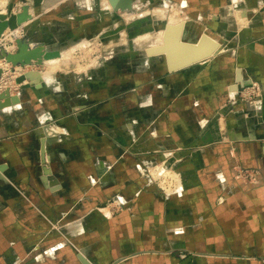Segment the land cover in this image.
Returning a JSON list of instances; mask_svg holds the SVG:
<instances>
[{
	"label": "crops",
	"instance_id": "0c3cea01",
	"mask_svg": "<svg viewBox=\"0 0 264 264\" xmlns=\"http://www.w3.org/2000/svg\"><path fill=\"white\" fill-rule=\"evenodd\" d=\"M173 1L167 24L182 26L162 53L148 49L164 45V29L153 40L137 32L119 64L54 83L41 70L40 87L27 80L0 110V264H264V0ZM102 7L112 10L108 0H30L39 34L28 46L51 45L41 36L66 25L69 44L78 26L105 30ZM139 41L149 42L142 53ZM251 82L260 106L243 116L237 94ZM158 167L174 168L182 191L154 187L145 173ZM108 199L123 209L105 216Z\"/></svg>",
	"mask_w": 264,
	"mask_h": 264
},
{
	"label": "rangeland",
	"instance_id": "374dc122",
	"mask_svg": "<svg viewBox=\"0 0 264 264\" xmlns=\"http://www.w3.org/2000/svg\"><path fill=\"white\" fill-rule=\"evenodd\" d=\"M142 1H144L143 5L139 6V8L136 7L129 13L133 17V19L132 17L130 19L120 17L121 13L123 12H113V10H110V9L106 10V7L100 8L105 11L108 17L106 20V23L108 24L106 25L105 30L104 28H102L103 30H101L100 32L95 31L94 29L95 26L90 24L88 30H85L83 32L78 26L76 30H78L79 35L75 40L72 41L71 44H69L68 42H64L65 40H62L65 34L68 33V31H70V28H72V26L70 25H66L67 28H65V30H62L63 34L61 35L62 32H60L58 37L57 36L55 37L54 34L57 32L52 29L48 30L47 37L41 36V38L42 37L44 38L43 40H46L48 43H51V45L49 44L45 45L44 42H39L40 37H37L36 40L38 42L36 43H38V45L41 43L39 46H41V50L44 53L42 59L44 58L46 54H49L53 51L59 52V54L57 55L53 54L54 57H57L58 62H57V65H54L55 67L53 66V68L50 69V70H53L52 72L55 71V73L53 74L52 83H54V81L56 80L55 75L56 76L74 75L75 78L81 80L83 75H86L88 71L90 72L93 69L98 68L99 66L101 67V65L105 63L115 62L119 64L118 63L119 58L115 56L116 53L117 52L119 53L120 51L125 52L126 50L131 49V47L133 46L132 41L134 40L133 36L137 34V32H140V34H145L146 32H150L149 34L147 33L146 34L150 35L151 37L150 39L153 40V38H155L158 32H160L162 29L165 30L168 18L169 17L172 18V15L175 13L176 9L172 10V9H168V7H164L163 3L166 2V0L164 1L163 0H142ZM21 2L22 3L25 2L28 4L29 7L28 6L27 7L29 11L30 0H8L6 5L2 9H0V11L2 12V14L6 15L7 18H9L11 15H17L21 13L22 11L21 5L24 6L23 4H21ZM100 2H102V0H100ZM161 3H162V6H158ZM168 3L174 4L175 1L168 0ZM156 8L164 10L165 18H163V20H160L158 17H156L154 14L151 13ZM36 10L41 11L40 9H36ZM96 10L97 8L90 7V11L95 12ZM146 12H149V13H146ZM155 20L157 22L156 24H157L158 29H156V25L155 26L151 25L147 27V25L145 24V23L147 24L152 23ZM78 23H81V21ZM33 24H34L33 18H31L21 23L18 26H16L15 23H14L15 26L14 25L10 26L9 24V26H7L0 33V51L4 49L6 52L4 57L0 56V82L12 81L17 84V90L10 91L11 95L12 93L14 95L20 94L19 91L21 89V85H23V83H26L28 80L27 78L26 80L24 79V81L21 80L23 79L22 77L24 74L26 75L28 72H31V71L41 72V70L46 69V67L42 63L41 65H39L36 62H34L35 61L34 60L31 63H29L26 67L22 66L23 68L20 71L21 76H19L18 72L14 68L16 66H20L21 64H14L10 62L7 58V56L14 55L17 53L18 51L17 41L18 40L20 41L23 40L25 43H28L27 41L29 37L30 39L31 38L34 39L37 36V34H39V31L37 30L38 29L37 27L39 26L32 27ZM27 28L28 29L31 28V29L27 31L26 30ZM149 30H153V32ZM81 32L83 33L81 34ZM138 44L141 47L138 52L142 53V50L148 47L147 45L149 44V42L139 41ZM220 44L226 47V41L224 39L220 40ZM159 45L161 46V44ZM33 47H37V46H33ZM33 47H29V49H32ZM72 49H75V51H72ZM69 51H72L73 54L72 55L66 54ZM4 62L8 63V65L6 66ZM77 63L81 65L78 69H75V70L66 69L67 67L74 68V65H77ZM59 69H63V70H59ZM128 69H131V68H128ZM41 80H43V77ZM260 96L261 95L257 91L256 93L252 94V96L250 97L251 98L250 100L252 101L258 100ZM238 100H240L243 104L248 106V103H246V101L243 102L240 97H238ZM250 100H247V101H250ZM250 112L253 113L252 106L251 108H248V109L246 108V110L243 112V116H247ZM160 153L163 154L162 156L165 159L166 153L165 152L164 153L160 152ZM145 175L146 176L150 175L149 177H151V179L154 181V184H153L154 187H157V189L163 195H166V193L177 194L180 191H182V181L179 176V173L172 167L168 169L166 167H158L155 170L150 169V171L145 173ZM237 175L238 177H240V179L246 180L247 181L246 183H250V184L259 183L258 179L256 178L258 174L255 171L242 169V170L237 171ZM122 209H123V205H120L116 208L115 211L118 212V211H121ZM112 215L113 214L109 216H112ZM180 256L185 257L186 255L181 254ZM262 261L264 263V259Z\"/></svg>",
	"mask_w": 264,
	"mask_h": 264
},
{
	"label": "water",
	"instance_id": "95a60500",
	"mask_svg": "<svg viewBox=\"0 0 264 264\" xmlns=\"http://www.w3.org/2000/svg\"><path fill=\"white\" fill-rule=\"evenodd\" d=\"M109 1L112 5L113 12H127V11H131L132 7H133V0H109ZM10 18H12L15 21V25L18 26L21 23L29 20L31 18V15H29V13H28V8L26 6H24V7H22L21 13H19L17 15H11ZM7 26H9V21L7 20L6 15L0 16V33ZM181 26H182V23L175 25V26L167 24L165 27V30H164V32H165L164 45L163 46L162 45L157 46V47L152 48V49H148V53L149 54H150V52L151 53H162L163 51H165V49H166L165 46L169 45L167 43V41H168L167 36H169L170 31L173 28H175V30L178 32V30L180 29ZM176 36H177V34H176ZM175 40H177V39H175ZM17 46H18L17 53L14 55L7 56L8 60L10 62H12L14 64L28 65L33 60H37L38 62H40L42 60L44 53L41 50V46H37V47H34L32 49H29V47L27 46V43H25L23 40L22 41L18 40ZM173 46H174V44H173ZM173 49H174V47H173ZM49 54L50 55L51 54L57 55V54H59V52L53 51ZM49 54L46 56H50ZM203 59H205V58H203ZM203 59L196 60L194 62L201 61ZM190 63H193V62H187V63H184L183 65L186 66V65H189ZM37 75H38L37 71H31V72H28L26 74V78L28 80L32 81L33 78ZM32 83H34V82L32 81ZM34 84L36 87L41 86V82H39V81L34 83ZM249 85H250V83H247V84L245 83L244 87L245 86L247 87ZM240 89H241V87H239V90ZM18 102H19L18 95H11V93L8 89L0 93V110H2L3 108H6L8 106H11L13 104H16ZM44 143H45V141L42 139L41 140V155L42 156L44 154ZM0 170H2L1 166H0ZM45 174H48V172L46 171ZM79 259L83 264H91L84 256L79 257Z\"/></svg>",
	"mask_w": 264,
	"mask_h": 264
},
{
	"label": "built area",
	"instance_id": "2783aa9c",
	"mask_svg": "<svg viewBox=\"0 0 264 264\" xmlns=\"http://www.w3.org/2000/svg\"><path fill=\"white\" fill-rule=\"evenodd\" d=\"M4 64L6 66L8 65V63H6V62H4ZM22 66H25L26 67L27 65H20V66H16L14 68L18 72L19 76H21L20 71L23 68ZM17 68H19V69H17ZM8 85L9 86L12 85V86L7 87ZM7 89L9 91H12V90L16 91L17 90V84L15 82H12V81H8V82H3L2 81V82H0V93L3 92V91H5V90H7ZM257 91H259V88L256 87L255 84L251 82L249 86L243 87L241 89V91L238 92L237 97H240L243 102L246 101V103H248V107L251 108V106L253 107V105H254L255 102L259 101V100H253V101L250 100L251 99L250 97L252 96V94L256 93ZM247 100H250V101H247ZM263 146H264V144H263ZM120 205H121V203L118 202L116 199H108L104 203V205L102 207H100V208L102 210H104V211L106 210L108 212V213L104 212V215L105 216L107 214H108L107 216H109V215L114 214L115 212H117L115 210Z\"/></svg>",
	"mask_w": 264,
	"mask_h": 264
},
{
	"label": "bare ground",
	"instance_id": "6f19581e",
	"mask_svg": "<svg viewBox=\"0 0 264 264\" xmlns=\"http://www.w3.org/2000/svg\"><path fill=\"white\" fill-rule=\"evenodd\" d=\"M109 1V0H108ZM110 2V1H109ZM111 4V3H110ZM4 5H5V0H0V9H2L3 7H4ZM112 6V5H111ZM27 7V6H26ZM28 8V7H27ZM28 13H29V11H28ZM2 12L0 11V16H4V14H2ZM29 15H30V13H29ZM8 19V21H9V24H10V26H12V25H14V23H15V21L12 19V18H7ZM15 26V25H14ZM15 33H16V31H15ZM5 50L3 49V50H1L0 51V56L1 57H4L5 56ZM49 53V52H48ZM46 55H48V54H46ZM44 56V58L40 61V63H42L45 67H46V69L45 70H43V72H42V75H43V77L45 78V80L48 82V81H50L51 80V74H52V71L53 70H50V69H52L53 68V66L54 65H57V57H54L53 55H50V56ZM34 61V60H33ZM35 61H37V60H35ZM38 62V61H37ZM36 62V63H37ZM41 65V64H40ZM55 67V66H54ZM38 72V75L37 76H35L34 78H33V82L34 83H36V82H40L41 81V79H42V75H41V72L40 71H37ZM23 79H21V80H23L24 81V79L26 80V75L24 74L23 75V77H22ZM7 87H9V86H7ZM241 91V89L239 90V92ZM238 92V91H237ZM237 92H233V94H235V93H237ZM259 106H260V104H259V101H257V102H255L254 103V105H253V113L254 114H256L257 112H258V109H259ZM164 186V185H163Z\"/></svg>",
	"mask_w": 264,
	"mask_h": 264
}]
</instances>
